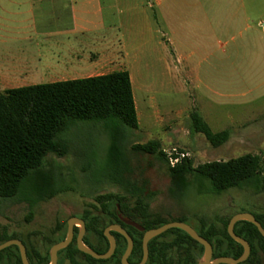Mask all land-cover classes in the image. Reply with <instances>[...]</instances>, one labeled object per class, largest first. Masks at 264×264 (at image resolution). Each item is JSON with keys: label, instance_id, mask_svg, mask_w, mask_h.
I'll list each match as a JSON object with an SVG mask.
<instances>
[{"label": "trees", "instance_id": "obj_1", "mask_svg": "<svg viewBox=\"0 0 264 264\" xmlns=\"http://www.w3.org/2000/svg\"><path fill=\"white\" fill-rule=\"evenodd\" d=\"M189 120L191 132L203 135L213 148L220 147L229 139L228 130L213 133L196 111L190 113ZM79 122L101 124L107 132L110 141L104 163L107 174L101 177L100 182L105 181L121 191L117 195L99 197L103 216L86 212L81 217L85 226L83 243L99 254L105 253L109 244L103 231L109 225L117 224L133 241L128 263L138 264L142 258L143 233L123 224L118 215L139 224L145 231L172 221L150 211V203L156 194L149 190V183L142 174L135 176L127 157V132L137 130L138 123L126 71L0 92V199L25 203L32 210L36 204L66 192L67 187L46 160L52 155H68V144L61 135ZM129 153L163 163L170 180L169 192L173 195L192 186L212 195H221L230 189L246 188L255 193L264 191V156L261 155L246 154L228 161L197 166L191 159L184 158L172 168L158 140L132 144ZM252 215L264 228V212ZM231 217L217 223L200 220L199 226L194 227L211 244L213 259H237L243 253L242 246L227 234ZM66 228L67 222L57 225L52 239H47L49 246L44 252L19 239L26 249L29 264H49V249L65 238ZM234 233L250 246L249 257L240 264H264V238L257 228L240 221L235 224ZM77 234L74 227L73 241L57 254L58 264H66V261L68 264H120L126 249L123 236L111 232L116 242L113 256L108 260H94L77 250ZM12 239L17 237L5 235L0 238V244ZM148 253L146 264H197L203 247L183 231L170 229L149 241ZM0 264H21L19 249L10 246L0 251Z\"/></svg>", "mask_w": 264, "mask_h": 264}, {"label": "crops", "instance_id": "obj_2", "mask_svg": "<svg viewBox=\"0 0 264 264\" xmlns=\"http://www.w3.org/2000/svg\"><path fill=\"white\" fill-rule=\"evenodd\" d=\"M254 7L264 15V0H0V92L126 71L138 131L159 130L151 140L172 139L179 116L192 111L209 127L204 102L152 122L143 93L221 96V33L251 42L245 33Z\"/></svg>", "mask_w": 264, "mask_h": 264}, {"label": "rangeland", "instance_id": "obj_3", "mask_svg": "<svg viewBox=\"0 0 264 264\" xmlns=\"http://www.w3.org/2000/svg\"><path fill=\"white\" fill-rule=\"evenodd\" d=\"M261 19L264 20V15L254 7L249 18L251 30L245 33L247 37L251 35V42L246 44L240 42L237 33H221L219 48L215 50L221 61V86L218 90L221 96L208 100L187 92H167L166 98L163 94L143 93L151 121L156 124L178 117L184 107L192 109L204 102L209 106L206 111L211 117L210 130L213 133L228 130L230 133L227 142L213 148L203 135L191 132L189 119L185 120V114H181V121L172 128V133L177 131V135L161 142L163 152L175 149L187 154L194 166L228 161L246 154L264 156V36L261 35L264 28L258 24ZM232 37L235 41H231ZM234 78L246 80V84L237 83L234 87L230 81ZM140 82L149 83L146 79ZM164 99H167V105L163 104ZM158 135L156 128L142 133L137 129L128 131L126 139L127 157L135 176L142 174L149 183V190L156 194L150 203L151 212L162 214L168 221H181L195 228L200 220L217 223L237 213L264 212V191L255 193L246 188L230 189L221 195H212L192 186L184 192L171 194L170 180L163 163L129 153L132 144L160 139ZM61 138L68 144V155L49 156L46 163L56 170L67 191L36 204L32 210L25 203L0 199V238L14 235L44 252L49 246L47 239H52L57 225H64L71 217L81 219L86 212L103 216L99 197L121 192L114 185L100 182L101 177L107 174L104 163L110 142L101 124L76 123ZM75 226L79 230V225Z\"/></svg>", "mask_w": 264, "mask_h": 264}, {"label": "water", "instance_id": "obj_4", "mask_svg": "<svg viewBox=\"0 0 264 264\" xmlns=\"http://www.w3.org/2000/svg\"><path fill=\"white\" fill-rule=\"evenodd\" d=\"M263 28H264V26H263ZM117 209H118V206H117ZM118 218L123 224L131 226V227L137 229L139 232L143 233V237H142V258L138 264H146V262L148 260V254H149L148 253V243H149V241L152 240L153 238H156L157 236L165 233L166 231H168L170 229H178V230L183 231L192 240H194L195 242H197L199 245H201L203 247L202 257L197 259V264H240V263H243L247 260V258L250 255V246H249L247 241H245L244 239H242L241 237L237 236L234 233V226L237 222L245 221V222L253 224L257 228L260 235L264 238V228L254 218V216L252 214H250V213H237L230 218V220L227 224L226 230H227V234L229 235V237L234 242H236L237 244L242 246V248H243L242 255L237 259H234L231 257H220L217 259H213V250H212L211 244L207 240H205L203 237H201L196 232V230L194 229V227L192 225L185 224L182 222H169V223L162 225L161 227L145 231L144 228L141 227L139 224H137V223H135L129 219L123 218L121 215H118ZM75 225H79L78 234L75 238L76 247H77V250L79 252L90 256L94 260H108V259H110L113 256V254L115 252V248H116L115 239L111 234V232H114V233L120 234L126 240V249H125V251H124V253L120 259V264H129L128 258L130 257L132 249H133V241H132L131 237L127 234V232L123 228H121V226H119L117 224H112V225H109L108 227H106L104 229L103 235L107 239L109 247L105 253L99 254V253L95 252L94 250L90 249L89 247H87L83 243L85 226H84V222L77 217H71L70 219H68L65 238L61 242H58V243H56L50 247V249H49V258H50L49 264H57L58 252L67 248L71 244V242L74 239V227H76ZM10 246H16L19 249L21 264H29V262L27 260L26 249L20 240L12 239V240H8L7 242L0 244V251L4 250ZM66 264H68V261H66Z\"/></svg>", "mask_w": 264, "mask_h": 264}, {"label": "built area", "instance_id": "obj_5", "mask_svg": "<svg viewBox=\"0 0 264 264\" xmlns=\"http://www.w3.org/2000/svg\"><path fill=\"white\" fill-rule=\"evenodd\" d=\"M168 165L170 167H174L178 164L182 159L187 158L188 155L184 153L177 152L175 149H172L169 152H164Z\"/></svg>", "mask_w": 264, "mask_h": 264}, {"label": "flooded vegetation", "instance_id": "obj_6", "mask_svg": "<svg viewBox=\"0 0 264 264\" xmlns=\"http://www.w3.org/2000/svg\"><path fill=\"white\" fill-rule=\"evenodd\" d=\"M18 240V239H17ZM58 262H59V258H57V264H58Z\"/></svg>", "mask_w": 264, "mask_h": 264}]
</instances>
